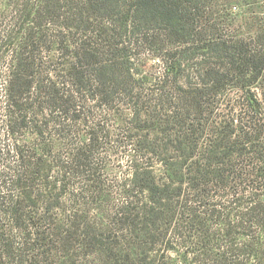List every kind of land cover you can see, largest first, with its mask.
I'll use <instances>...</instances> for the list:
<instances>
[{
	"label": "rangeland",
	"instance_id": "1",
	"mask_svg": "<svg viewBox=\"0 0 264 264\" xmlns=\"http://www.w3.org/2000/svg\"><path fill=\"white\" fill-rule=\"evenodd\" d=\"M104 1L112 7L119 5L120 10L95 12L89 0H0V185L9 174L5 173L7 168L1 160L4 157L1 148L6 152L17 138L24 141L32 138L30 127L25 135L23 132L27 129L16 130L13 135L7 132V103L13 89L18 87L16 83H19L17 89L23 87L22 98L31 117H36L38 122L44 118L43 104L34 97L47 77L56 81L58 90L71 98L70 105L75 104L77 108L67 114L64 131L54 132L51 125L48 130L51 135L46 133L43 138L44 143L55 146L52 157L48 155L45 162L48 168L51 167L49 181L55 189H42L44 203H38L37 207L51 208L47 213L50 227L60 232L64 239L57 241L58 257L54 253L40 252L36 263L264 264V224L252 220L253 226H241L242 218L234 216L229 209H220L211 220L220 225L205 226L209 236L201 237L197 236L200 226H175L174 230L178 227L175 231L181 232L180 236L171 232L166 238L164 226L148 232L153 226H123L122 222L116 221L115 214L126 210L125 200H133L125 199L128 194L137 195L136 198L143 202L150 198L149 192H134L132 165L137 163L139 156L133 149L137 144H144L142 133L145 131L140 128L144 124L151 126V117L156 124H162L170 86L162 92L159 90V76L164 68L163 61L156 56L160 45L154 39L137 40L136 35L118 28L127 16L129 0ZM196 13L197 18L202 19L201 24H206L202 29L206 27L210 36L244 38L250 40L252 46L264 48V0H198ZM87 21L90 23L86 24ZM98 25L106 32L102 33ZM85 26L89 29L84 30ZM93 29H98L99 34L92 35ZM83 40L91 50L97 51V63L88 65L85 62L87 67L80 68L81 75H75L72 68L75 46ZM115 44L118 47L110 50ZM111 52L124 57L118 60ZM111 63L122 73L116 82L125 84L132 95L122 90L110 96L116 87L115 80L110 78L106 83L110 97L104 98L107 102L102 100L98 68ZM15 74L19 78L16 81ZM135 101L139 105H135ZM141 112L144 115L138 117L137 113ZM145 117L147 122L142 121ZM131 122L139 127L142 135L138 142L136 129L130 128ZM159 132L154 135L151 131L149 138L162 139L164 136ZM89 134L98 135V140L90 147V159L83 167L75 160L74 147L81 141L86 144ZM144 161L151 165L155 174L164 176L156 155L147 160L144 158ZM0 188L8 192V185ZM259 194L254 197L262 206L264 189ZM259 215L264 219V211ZM223 222H230V226H224ZM3 228L22 236L14 223L4 217L0 220V230ZM212 245L218 246L219 250L213 251ZM170 246L177 248L176 251L169 249ZM206 247L208 254L214 253L221 263L203 253ZM250 248L259 253L247 254Z\"/></svg>",
	"mask_w": 264,
	"mask_h": 264
},
{
	"label": "trees",
	"instance_id": "2",
	"mask_svg": "<svg viewBox=\"0 0 264 264\" xmlns=\"http://www.w3.org/2000/svg\"><path fill=\"white\" fill-rule=\"evenodd\" d=\"M89 1L95 12L120 10L119 5L112 7L104 0ZM197 7L198 0H129L127 16L118 24L122 32L136 35L137 40L154 39L160 45L156 56L163 61L164 68L159 76V90L170 88L165 118L158 116L162 124H156L151 117V126L144 124L140 128L145 131L142 133L144 144H137L133 149L140 161L132 165L134 192H149L150 198L143 202L137 195L128 194L125 199L133 200H125L126 210L116 213L115 219L123 226H153L148 232L164 226L166 238L171 232L180 236L175 226H200L197 236H209L205 226L220 225L215 220L211 222L220 209H229L234 216L242 218L241 226H253L254 222L264 224L263 216L259 218L264 205L254 197L264 189V48L252 46L244 38L210 36L206 27L202 29L206 24L202 25V19L197 18ZM99 27L102 33L106 32ZM91 33L99 34V30L93 29ZM117 47L115 44L109 49ZM75 49L72 68L79 75L81 67L97 63V51L91 50L84 40ZM111 56L118 60L124 57L115 52ZM115 67L118 66L111 63L98 68L103 101L108 102L104 99L109 96L108 79L116 82L122 75ZM18 79L15 74L14 81ZM41 84V90L34 97L43 104L41 122L31 117L22 98L23 87L17 89L18 82L7 103V132L13 135L16 130L27 129L23 132L25 135L30 127L32 138L28 141L17 138L11 149L5 147L6 152L1 148L4 156L1 160L9 177L0 185H8V192L0 188V220L10 219L22 236L14 234L12 229L0 230V264H40L36 263L40 252L58 257L57 241L64 239L50 227L47 213L51 208L37 207L38 203H44L41 190L55 189L49 181L51 167L45 163L48 155L52 157L55 146L44 143L43 138L46 133L51 135L48 131L51 125L54 132L64 131L67 114L77 108L75 104L70 105L71 98L58 90L56 81L47 77ZM127 89L125 84L116 82L110 96ZM127 92L132 95L130 90ZM142 121L148 120L145 117ZM130 126L132 131L136 129L138 142L142 138L139 127L132 122ZM151 131L154 135L161 131L164 137L149 138ZM97 140L98 135L89 134L86 144L81 141L74 147L75 160L83 167L90 159V147ZM154 155L163 168V177L155 174L144 161ZM224 222V226H230V222ZM169 249L176 251L177 248L170 246ZM211 249L216 251L219 247L212 245ZM203 251L221 263L214 253L208 254L207 247ZM253 251L254 255L259 253L250 248L247 254Z\"/></svg>",
	"mask_w": 264,
	"mask_h": 264
}]
</instances>
